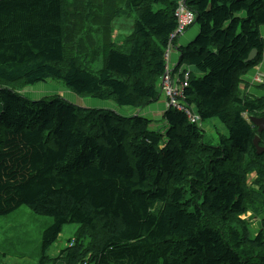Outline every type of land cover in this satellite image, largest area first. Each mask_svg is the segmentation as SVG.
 Instances as JSON below:
<instances>
[{"label": "trees", "instance_id": "obj_1", "mask_svg": "<svg viewBox=\"0 0 264 264\" xmlns=\"http://www.w3.org/2000/svg\"><path fill=\"white\" fill-rule=\"evenodd\" d=\"M180 2L198 27L179 66L195 71L182 103L199 122L169 108L161 131L138 113L162 95ZM130 14L116 42L111 22ZM261 26L264 0H0V216L26 206L52 218L43 254L77 224L50 264H264V131L250 122L264 97L240 91L263 61ZM49 80L134 113L3 86ZM210 119L228 130L215 146L201 142Z\"/></svg>", "mask_w": 264, "mask_h": 264}, {"label": "rangeland", "instance_id": "obj_2", "mask_svg": "<svg viewBox=\"0 0 264 264\" xmlns=\"http://www.w3.org/2000/svg\"><path fill=\"white\" fill-rule=\"evenodd\" d=\"M134 20L135 16L133 14L113 19L111 24L113 23V29H115V32H117V35L113 38L116 40V42L119 40H123L133 30L132 28L134 26ZM194 26V24L191 25L187 30ZM184 33L181 36H183ZM100 66L101 65H99L98 67ZM169 72L172 77L176 76L172 73V71L169 70ZM3 86L13 88L15 91L21 94V96L31 101H36L43 98H46V100H50V98L55 96L61 98H63L62 96H65V98H68L67 100L72 103L76 102L78 104H81V100L74 101L73 99H83L82 102H94L101 104L95 106L87 105L88 107L85 108L89 109H109L108 104L114 103L109 100H99L87 96L77 95L73 93L72 90H70L68 87H66L62 82L56 80H49L48 82L38 83L33 86ZM65 91H69L71 93V96L69 97V95H67ZM253 91L255 93L254 95L256 96H264V90L261 88H254ZM162 96L164 97V95ZM114 105L116 104L114 103ZM119 108L127 109L123 107ZM122 114L128 116V113ZM165 126L166 124L163 119L153 118L152 126H150V128L163 131L165 129ZM202 128L204 130V136L201 139L202 143L215 146L220 143L221 138L228 137V130L226 126L219 122L217 119H210L205 121L202 124ZM251 178H253V176H251ZM51 224L52 218L37 215L26 206H20L15 211L7 215L0 216V264H50L46 260H43L44 256L47 258L57 257L60 251L68 246V241L74 237V234L79 227L77 224L65 225L55 243H53V245H51L43 254L42 233ZM251 225L253 230H256V228L259 226V218L251 219Z\"/></svg>", "mask_w": 264, "mask_h": 264}, {"label": "crops", "instance_id": "obj_3", "mask_svg": "<svg viewBox=\"0 0 264 264\" xmlns=\"http://www.w3.org/2000/svg\"><path fill=\"white\" fill-rule=\"evenodd\" d=\"M112 26H113V23H112ZM113 32H115V29H114ZM260 33H261V36L263 37V40H264V26L260 27ZM197 34H198V27L194 26V27L190 28L189 30H186L184 35L181 36L178 39V41L176 42V48L171 52L170 60H169V64H168L169 70L172 71V73H175V75H179L181 73V71L183 70V68H184L183 66H181V67L179 66V59H180L179 48L180 47H186L189 43H191L195 39ZM116 35H117V32H115V34H113V38ZM175 68H176V70H175ZM188 70H189V73H190V71L195 72L191 68L188 69ZM256 73L264 74V51H263V61H262V63L260 65L256 66L254 69H252L246 76H244L242 78L243 83L240 85V91H241L242 94H245V95L251 96V97H255V98H261V97H264V96H256V95H254L255 93L253 91L254 88H260L259 85H257V84L251 85L250 82H249L250 79L252 77H254ZM261 89L264 90V87L261 88ZM65 93L67 95H69V97L71 96L70 95L71 93L69 91H65ZM62 97L66 101H68L67 100L68 98H65V96H62ZM71 99H72V97H71ZM73 100L74 101L81 100L80 101L81 104H78L76 102H73V103L70 102V103H72V104H74V105H76L78 107H82V108H85V107H88V106L101 105L100 103H94V102L93 103L82 102L83 99H73ZM88 102H92V101H88ZM82 103H85V104H82ZM108 108L109 109H107V110H112V111H114L116 113H121V114L122 113H128V115H132L134 113L133 110L121 109V108L117 107L116 105H114V103H109L108 104ZM85 109H89V108H85ZM165 111H166V102H165V98L161 95L160 99L156 103L151 104L148 108L144 109L142 112H140L138 114L141 117H145V118L150 119L151 126H152L153 118H161L165 122V119H164ZM165 124H166V122H165ZM165 128H166V126H165ZM251 176H253V178H251ZM255 177H256V175L254 173L251 174L249 176V178H248V184H250L254 180Z\"/></svg>", "mask_w": 264, "mask_h": 264}, {"label": "built area", "instance_id": "obj_4", "mask_svg": "<svg viewBox=\"0 0 264 264\" xmlns=\"http://www.w3.org/2000/svg\"><path fill=\"white\" fill-rule=\"evenodd\" d=\"M174 16L176 19V29L169 37V43L165 51V60L167 67L166 72L162 77L160 88L162 95H164V97L166 98V106L168 109L174 108L178 111H182L187 115V118L191 123H198V116L193 112V110L190 109V107H187L185 104L182 103L185 95L184 89L188 87L187 85L189 73L181 72L179 75L172 77L168 67L170 53L174 50V39L176 37H180V35H182L186 29H188L191 25L194 24L195 16L184 5V3L181 2L176 8ZM173 74L175 75V73ZM254 81L257 83H263L264 77L257 75L254 78Z\"/></svg>", "mask_w": 264, "mask_h": 264}, {"label": "water", "instance_id": "obj_5", "mask_svg": "<svg viewBox=\"0 0 264 264\" xmlns=\"http://www.w3.org/2000/svg\"><path fill=\"white\" fill-rule=\"evenodd\" d=\"M255 56H256V51L253 50V51L250 53V55H249L247 61H252V60L255 58ZM250 122H251L254 126L257 127V133H260V132L264 131V118L251 117V118H250ZM258 142H259V138H258V136H256V138H255V140H254V146L256 147L258 153H264V148L260 147V146L258 145Z\"/></svg>", "mask_w": 264, "mask_h": 264}]
</instances>
